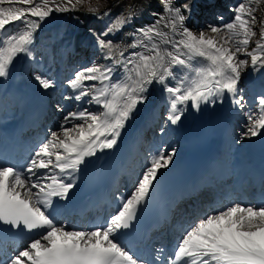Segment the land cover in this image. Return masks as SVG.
<instances>
[{"label": "snow or ice", "instance_id": "snow-or-ice-1", "mask_svg": "<svg viewBox=\"0 0 264 264\" xmlns=\"http://www.w3.org/2000/svg\"><path fill=\"white\" fill-rule=\"evenodd\" d=\"M85 3L0 0V78L9 77L18 57L34 59V35L46 18L54 12L78 11ZM161 4L163 13L155 23L138 29L140 38L124 49L106 37L121 30L133 14L116 17L96 36L108 63L94 61L68 81L74 95L65 99L95 105L96 111H69L59 130H50L26 163L0 162V233L26 237L24 246L13 249L0 264H264V203H234L210 212L184 231L171 253L160 247L147 257L123 243L121 237L133 228L175 149L166 152L161 147L151 156L131 193L119 198L116 212L103 224L68 230L57 222L59 201L69 198L82 166L117 145L154 84L166 94L172 125L189 107L199 111L202 105L227 100L245 118L241 140L264 134V94L250 102L239 87L243 72L264 68V18L257 15L264 0H239L230 8V21L220 16L219 25L207 26L213 36L186 26L189 4ZM87 12L95 14L97 9L89 7ZM34 80L45 91L56 86L41 74Z\"/></svg>", "mask_w": 264, "mask_h": 264}, {"label": "bare ground", "instance_id": "bare-ground-1", "mask_svg": "<svg viewBox=\"0 0 264 264\" xmlns=\"http://www.w3.org/2000/svg\"><path fill=\"white\" fill-rule=\"evenodd\" d=\"M125 1L126 0H118V3L110 6L109 8H106L105 10L107 12H109V15H112L114 13H119L120 10L123 9V5H124ZM188 1H189V6H190V3L192 0H188ZM144 4H145L144 7L147 10H151V12H154L157 15L147 13V17L145 18L146 21H144V23H143V26H144L143 28H145L146 26H150V25L154 24L158 18V15L163 13V5L162 4L155 3L154 1H151V0H147L146 3H144ZM208 5H212V6H210V7L207 6L206 2L204 4H201L199 2L196 4H193L194 13L196 11V14H197L196 16H198V15L205 16V14L207 12H210V11L219 12L221 10V7L219 5V0H212V2L209 3ZM173 6L176 7L174 4H173ZM87 8H89V7H87ZM92 8H96L98 11L100 7H92ZM61 13L62 12H54L50 16V19H49L50 21H45L44 23H41L40 28L36 31V33L34 35V43L38 42V45H37L36 49H33V45L31 46L32 50H33V56L35 55L37 57H40L42 55V53H44V54L50 56V59H51V61H46V65H50L51 67H54V66H56V64L57 65L62 64L61 67L58 69V71H56V73H54V74H53V70H51L50 72H48L46 74L44 72L41 74V75H44L46 77L51 78L53 81H55V83L57 85L56 93L54 95L49 94L48 97H50L52 99V101H54V102H57L60 99L63 100V103L60 104V105H62L61 108L63 109V111L60 110L61 114L59 113V115H61V116L66 115L69 112L68 111L69 109H71L72 111H78V110H81L82 108H89L92 111H96L97 106H95V105H88V104H84L83 102H76L72 99H65V97H71L72 95H74V93H73V90L68 85L63 83V80L69 81L71 78L74 77V75L77 71H79L82 68L87 67V66L86 65H80L79 62L77 61L79 53L67 52V56L70 58V62H68L67 56H65L64 58H66V59H64L61 64H60V62H57L60 60L59 57H56L55 60H53V58L51 57V55L55 54L57 48L59 47V44H60L59 37H60V39L62 38L61 32L63 30L66 31V29H69V28H71V26H74V27H76V32H75L76 35H82L83 31L85 30L83 27L84 25L80 20H78L77 18H74V17H70V16H61ZM96 15L88 17L87 21H90L93 18H96L95 17ZM109 15H107V16H109ZM57 16H59V17L54 18ZM192 18H193V16H191L188 20H186V22H185L186 26L190 27V25H192V28H197L199 26V24L198 23H192L191 22ZM192 21H194V19ZM17 23H19V22H17ZM94 25L96 27H100L101 23L100 24L94 23ZM94 25L91 22H88L86 26L92 27ZM96 31L97 30H93V31L91 30L90 32H88L87 36H86V41L91 42L92 40L96 39V36L98 35ZM165 31H167V29H165ZM118 37H119L118 41L113 42V43L115 45H119L120 49H124L128 45L129 40H133L134 38H140V34H139V32H135L133 34H130V32H129L128 34H120V35H118ZM41 42H42V44H47L45 49H43L42 46L40 45ZM139 50L140 49L128 48L127 52L139 51ZM93 51H91L92 57H90L88 59L87 63L90 65L91 63H93L95 61L98 64H102L103 59H101V57L97 56L96 52L95 51L93 52ZM127 52L125 53L126 55H127ZM22 60H23V56H20L14 61V64L10 70L9 77L0 78V85L3 84L2 88L4 90L6 89L4 83H7V84H9V86H11L13 78H15V79L19 78V76H21L22 72L25 73L27 70L32 69L31 65L29 63L27 64V61H25V59H24L25 64H22L21 63ZM53 62H55V64ZM104 63H107V62L104 61ZM48 69H49V67H48ZM248 73H254V77H253L252 81H255L256 77H259V83H260V87L257 86L256 88H251V89H249V91L254 92L255 94H258V95L264 94V86L263 85L261 86V83L264 80V68H260L259 70H256V71L249 68ZM36 74H40V73H36ZM56 74L58 75L57 77H56ZM243 74L241 75L240 84H244L245 82L249 81V78H244ZM61 78H62V80H60ZM35 83H37V82L35 81ZM89 83H91V82H89ZM15 86L19 87V84L15 85ZM11 87H9L10 92L8 93V95L12 99V102L20 105L23 101L22 99L24 98L23 93L20 90L18 91L17 94L11 93V90H12ZM33 87L37 88L36 86H33ZM24 91H25V89H24ZM2 92H3V90H2ZM146 95H147L146 102L137 106V110L133 113L132 118L127 122L125 128L122 130V133H121L120 138L118 139L117 145L113 149L105 150L102 153L98 152L95 157H91L88 159L86 165L82 166L81 172L77 174L78 179H77L76 187L73 190H71L69 197L76 191V188L79 186L80 182L83 181L85 175L87 174L88 168L95 161L98 162V165L100 168H105L107 165V162L109 161L108 156L110 154V151L113 152L122 143H124L126 146L129 145L131 135L135 134L136 130H138L140 128V126H142V123H144L146 120H148L149 113L147 111L150 110L149 108L151 106H153V104L155 102L159 101L160 106H158V111L162 110V108H164V109L167 108V110H168L167 115H169L168 101L166 99V94L162 91L161 87L154 84L153 86H151L149 92ZM218 105L219 104L207 105L206 108L204 109L203 116H200V117L197 114L198 111H195V109L190 110V107H189L187 109V111L184 113V115L181 117V120L176 125H172L171 122L168 121V131L166 132V130H165L164 133H161L160 137L157 139L158 143H160V147L157 149V151L161 147H164V145L172 146V150L175 149V151H178V150H180V148L183 145V142H184L183 134L184 133L189 135V138L199 139L201 141V140L209 139L211 137V135L215 132L216 128L219 131H221L223 144H222L221 150L218 153L219 160L218 161H212V162L207 164L211 175L204 182L197 185L196 189L198 188V192L200 191V196L203 193L202 187L205 186V182H207L209 180L212 181L213 179H215L214 182L218 180V181H220V183L224 184L223 181L218 179L219 173H220V175L222 174L221 170L219 172V170L217 168L219 166L220 162H222V165L225 166L227 158L230 157L231 163L228 165V167L230 168L234 159H238V162L239 161L241 162L242 160H244L246 157L245 152H244V148L246 147V145L249 142H253L254 149L264 147V134L258 135L256 137L245 138V139L241 140L238 132H236V131L230 132L229 128H230V123H231V114L236 109H234L231 106V104L229 103V101H227V100H225V103L223 104V108L220 111L217 110ZM202 106H201V109L199 110L200 112H202V110H203ZM48 112H50V111H48ZM7 115L9 116V112H4V116H7ZM14 116L15 115H12V116H10V118L13 119ZM0 118H1V116H0ZM55 118L56 117L53 115L52 116L47 115V116H45V119L42 123L47 124L48 122L49 123L53 122L52 124L54 125V127L56 125L55 131H57V130H59V125L63 121V118L62 119L61 118L55 119ZM48 119H49V121H47ZM14 122H16L18 125V130L15 133V135H9L7 137H2L0 139V161L3 163H11V164L17 165L18 162H20V161L22 162L24 160L25 155L28 154V151H29V148L26 150L25 145L21 146L20 144L22 142H24V140L28 139V141L29 140L32 141V145H33L37 138H41L40 140H42L45 133H42V132H44V130H41L40 128H38L37 131H35V132L30 131V130L28 132H25L24 129H22V128L20 129V126L22 124H23V127H25L26 125L28 126L32 123L31 121L21 123L20 117H18L17 120H15ZM73 123H76V121H73ZM33 124H34V126L37 125L39 127L40 123H37V121H36V122H33ZM149 124L150 123H148L147 125H149ZM68 126H70V125H68ZM238 128H240V130H241L242 126L239 125ZM174 131H177L176 135L173 134ZM147 134H150V132L147 131ZM168 134H170L171 137H169ZM12 142L19 143L17 149L14 150L13 148H11ZM30 145H31V143H30ZM156 147H157V144H155V143L149 144L150 149L156 148ZM230 147L233 148L232 150H234L231 155L228 153V149ZM225 148H226V155H225V153H223ZM21 150H23V153L21 152ZM172 150H170L168 152H171ZM136 161H140V159H138ZM172 164H173V159L170 162L168 167H170ZM167 168H165V169H167ZM165 169H161V170H165ZM141 172H143V169H141V167H138L137 162L134 161V163L130 166V168L124 172L122 177L126 176L129 179H131V177H132V180H133L137 177V175L139 176V174H141ZM238 172L239 173L236 175L233 173H229V172L227 173L228 176H230V178L232 177V179L230 181L233 184V185H231L232 190L230 191L228 196L229 197L233 196L232 199H234L235 201L241 202V200L237 199V198H240L241 196L245 195L246 194L245 191L246 192L250 191L251 188L246 187L245 183L239 182L238 177L240 176V170H238ZM244 176H245V173L243 172L241 177H244ZM220 183H218V185H220ZM122 185L126 186L127 184L125 182H122ZM234 185L236 186V189H235ZM122 188H124V187H122ZM224 188H225V186L222 185L221 190L224 191ZM131 191H130V193H131ZM228 191H229V189H225V193ZM213 198H215V197L213 196V194H211L210 198L207 199L208 201L206 200L205 203L203 204V209H201L199 212H203L205 210L209 211L210 208H213V206H210V203L212 202ZM248 199H250V197ZM201 200H203V198ZM225 200L227 202H229V200H227V199H225ZM64 202L65 201H59V207H58L57 212H56V219H57L58 215H62L68 220V218L66 217L67 210H66L65 206L63 205ZM227 204L228 203L218 204L219 207L217 208V210L227 207ZM104 207H106V208H104L103 211H101L100 213H97L95 216H97V219H99L102 217L103 213L105 212L104 221H106V219L111 214H114L117 209L114 205L108 206L107 203H105ZM178 215H180V214H177L175 216V218ZM196 215L197 214H194V216H196ZM92 217H94V216L85 215L81 219H79V218L70 216L69 218H70L71 222L68 223V226H72L73 223H75V222L79 223L81 221L86 223V224L92 225L94 222L98 221L97 219L96 220L92 219ZM190 218H192V217L188 216L186 219V222H190L189 221ZM177 233H178L177 231H174V234L177 235ZM22 246H24V245L20 244L18 248H21ZM12 251H13V249L5 248V246L1 247V245H0V259L6 258V255L10 254Z\"/></svg>", "mask_w": 264, "mask_h": 264}, {"label": "rangeland", "instance_id": "rangeland-1", "mask_svg": "<svg viewBox=\"0 0 264 264\" xmlns=\"http://www.w3.org/2000/svg\"><path fill=\"white\" fill-rule=\"evenodd\" d=\"M146 1L147 0H126L125 3H124V5H123V9L120 10L119 13H114L112 15L105 16L104 15V12H106L105 9L106 8H109L110 6H112V5L116 4V3H118V0H87V3H85L83 6H78L79 7V10L78 11H74V12H62L61 13V16H63V14H67V16L77 18L78 20H80L83 23L84 28L86 29V31L97 30L96 32H99V34H101L115 20L116 17H118V16H120L122 14L124 16H127L128 13H129V11H131L132 14H133L131 21L129 23L125 24L124 27L121 30H119L118 32H116L115 35H110V36L106 37V39H114V41H117L119 39L118 35L125 34V33H128V32H135L136 29H141V28L144 27L142 23H143L145 17H147V13H151V11H148L144 7L145 6L144 3H146ZM151 1H155L158 4H161V0H151ZM171 1H173L172 3L176 7H179V6H181V5H183V4H185V3L188 2V0H179V2H176L177 0H171ZM238 2H239V0H219V5L221 7V10L219 12L211 11V12H207L205 14V16H197L194 19V21H192V23H197L198 22L199 26L197 28H192V25H190L189 28L191 30H193L194 32H197V34H198V32L200 30L203 29L205 31V34L206 35H208V36L215 35V34L211 33L210 30H208V27L207 26L209 24L219 25L221 23V21L218 19V17H220V16H223V18H224V21L223 22L230 21V19L233 16V13L230 11V8L234 7ZM3 6L4 7H7V5H3ZM86 6L87 7H100V8H99V10L95 14H92L90 12H87V9L88 8ZM260 8H261V11L258 12L257 15L259 17H262L263 18V16H264V4H261L260 5ZM93 15H96L95 16L96 18H93L92 20L87 21V18L88 17H91ZM58 17L59 16L54 17V18H58ZM49 19H50V16L48 18H46L45 21H50ZM45 21H43L42 23H44ZM88 22H91L93 25H94V23H99V24L101 23V26L100 27H96L95 25L92 26V27L85 26V25H87ZM133 24H138V26H135L134 25L132 27ZM257 28H259V24H257ZM71 30L74 31L75 29L73 28ZM130 43L131 42L128 41V44H130ZM101 53H102V51L100 52V54ZM82 60H83L82 63H85L86 62V58H83ZM245 72H243V73H245ZM57 110L58 111H55V115H56L57 118L60 119V118H62L59 115L60 110L58 108H57ZM164 115H165V112L164 111H160L159 112L158 116H159V119L161 121L163 120L162 117ZM244 123H245V118L243 117V115H241V114L238 115L237 116V121L235 122V125H236L237 128L235 127L236 129H234L233 131H238V125L243 126ZM158 128L159 127L157 126L156 129H155V132H157L158 134H155L154 133L155 134V137L157 136V138L161 134V129H158ZM43 130L46 131L45 133H46L47 136H43L44 138H43V140H41V142H44V140L49 136V131L50 130L55 131L56 129L53 126L52 129L49 128L48 130H46V125H43ZM238 133H241V131H238ZM170 149L171 148L169 146L166 151H168ZM35 150L33 149L31 151V155L34 153ZM145 153L146 152H144V154ZM148 163H149L148 156L143 157V159H142V167H143V170L145 169L146 166H148ZM138 178L139 177H137L135 180L132 181L131 187L136 184Z\"/></svg>", "mask_w": 264, "mask_h": 264}]
</instances>
